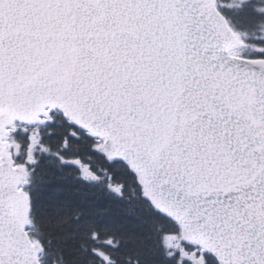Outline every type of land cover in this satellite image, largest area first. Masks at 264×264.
Instances as JSON below:
<instances>
[{
	"label": "snow or ice",
	"instance_id": "1",
	"mask_svg": "<svg viewBox=\"0 0 264 264\" xmlns=\"http://www.w3.org/2000/svg\"><path fill=\"white\" fill-rule=\"evenodd\" d=\"M0 264H264V0H0Z\"/></svg>",
	"mask_w": 264,
	"mask_h": 264
}]
</instances>
